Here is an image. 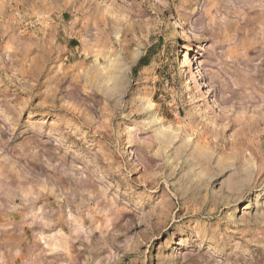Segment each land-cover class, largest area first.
<instances>
[{
	"label": "rangeland",
	"instance_id": "1",
	"mask_svg": "<svg viewBox=\"0 0 264 264\" xmlns=\"http://www.w3.org/2000/svg\"><path fill=\"white\" fill-rule=\"evenodd\" d=\"M0 264H264V0H0Z\"/></svg>",
	"mask_w": 264,
	"mask_h": 264
},
{
	"label": "bare ground",
	"instance_id": "2",
	"mask_svg": "<svg viewBox=\"0 0 264 264\" xmlns=\"http://www.w3.org/2000/svg\"><path fill=\"white\" fill-rule=\"evenodd\" d=\"M185 24H180V28L181 29H184V27L186 26H184ZM184 55H186V53L184 54ZM239 59H241L240 57H239ZM186 71H187V69L183 66V68L181 69V72H183V73H186ZM191 84H192V78L189 76V75H187V78H186V84H185V88H189V87H191ZM193 124V123H192ZM202 127H203V125H202ZM193 130V129H192ZM195 132H196V134L198 135V137H201L202 136V132H197L196 130H194ZM204 137V136H203ZM198 139V138H197ZM203 141V140H202ZM204 142V141H203ZM196 143H197V140H196ZM149 160V159H148Z\"/></svg>",
	"mask_w": 264,
	"mask_h": 264
}]
</instances>
